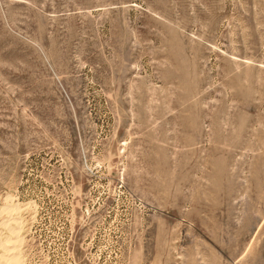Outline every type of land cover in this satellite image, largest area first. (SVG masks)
I'll return each mask as SVG.
<instances>
[{"label": "rangeland", "instance_id": "rangeland-1", "mask_svg": "<svg viewBox=\"0 0 264 264\" xmlns=\"http://www.w3.org/2000/svg\"><path fill=\"white\" fill-rule=\"evenodd\" d=\"M12 222L18 264H264V0H0Z\"/></svg>", "mask_w": 264, "mask_h": 264}, {"label": "bare ground", "instance_id": "bare-ground-1", "mask_svg": "<svg viewBox=\"0 0 264 264\" xmlns=\"http://www.w3.org/2000/svg\"><path fill=\"white\" fill-rule=\"evenodd\" d=\"M15 224H17V222L16 223L12 222L11 225L10 223L7 224V226L9 227L11 236L5 238V240L3 239V241L0 242V248L3 250V253L0 258V264H18L19 263V254H18V245H17L19 239L17 237V234H18L17 228L16 227L14 228L13 226Z\"/></svg>", "mask_w": 264, "mask_h": 264}]
</instances>
